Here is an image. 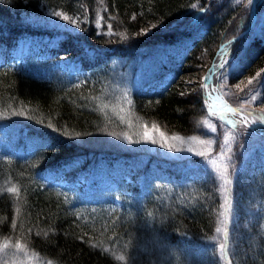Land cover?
<instances>
[{"label": "trees", "instance_id": "1", "mask_svg": "<svg viewBox=\"0 0 264 264\" xmlns=\"http://www.w3.org/2000/svg\"><path fill=\"white\" fill-rule=\"evenodd\" d=\"M242 4L235 0H0V17L6 22L0 23V45L4 44L8 53L18 36L37 33L35 29L21 28L18 23L21 13L36 12L41 8L79 16L86 21L82 23L85 38L80 34V39L99 47L116 46L112 51H97L90 56L83 53L81 61L93 69L101 66L103 59L122 55L137 59L145 54L146 50L140 49L141 39L134 34L146 25H163L152 34V41L162 45L169 38L191 37L190 45L177 59H164L166 46H160L162 60L159 69L154 70L147 81L158 82L169 69L172 77L166 85L154 90H150V86L145 89L140 86L130 93L134 120L155 123L170 133L189 135L201 132V122L210 117L207 114L210 110L204 89L198 84L191 90L183 76L192 72L195 64L202 63L205 54L204 72L213 59H218L214 53L223 38L246 28L248 5L244 4L243 8ZM205 6L212 7L211 11L200 27L193 30V13ZM96 18L101 25L96 23ZM109 25L113 33L106 36L104 28ZM257 25L260 27L258 34L251 35L252 31L248 30L239 46L233 45L229 62L233 58L238 61V66L229 70L225 78L227 64L221 68L220 61L213 75L214 90L241 109L243 105L228 94L222 81L233 82L244 75L254 77L259 81L258 90L264 103V76L258 75L264 72V15L258 18ZM248 35L251 36L242 47ZM80 39L60 35L56 46L50 49L60 55H71L81 50ZM7 56L9 58V54ZM191 91H195L194 94ZM104 96L93 74L85 81L68 85L60 79L38 78L8 65L0 68V125L18 124L24 135L38 140L27 158L0 161V239L22 243L54 264H161L158 245L150 246L154 254L148 256L145 253L143 256L140 250L127 253L124 247L127 245L125 240L142 245L154 239L167 247L163 264H201L192 248L195 242H203L212 236L219 226L224 200L222 184L210 173L196 175L194 171L189 174L188 170L170 163L161 164L165 171H154L151 179L142 177V183H138L139 168L134 169L125 162L130 159L127 154L130 152L102 148L101 144L89 141L95 138V134L124 127V123L104 106V103L110 105L103 101ZM50 124L52 127H48ZM235 130L232 127V131ZM76 133L80 135L76 136ZM120 153L128 157L122 160ZM96 156L117 160L114 168L124 167L130 179L124 181L121 174L116 173L115 180L120 191L128 189L134 201L128 204L122 201L126 195L120 194L122 202L113 210H104L103 204H99L95 215L83 218L71 209L68 203L70 194L65 186L75 182L78 175L85 176ZM76 159L81 162L77 169L65 167ZM242 163L235 173L238 165L230 173L234 178L232 193L235 189L243 191L236 198L240 220L231 224L228 231L225 229L221 238V245H226L223 248L225 262L222 263L264 264V233L257 229L255 217L246 226L242 221L246 210L241 206L247 200L244 180L239 181L244 173ZM62 167L59 180L64 179V187L58 189L39 181L44 173ZM259 176H264L260 167L252 174L253 178ZM10 188L15 191L10 192ZM227 197L234 200L230 194ZM251 202L249 200L247 204ZM123 231L125 240L117 241ZM247 238H251L254 244Z\"/></svg>", "mask_w": 264, "mask_h": 264}, {"label": "rangeland", "instance_id": "2", "mask_svg": "<svg viewBox=\"0 0 264 264\" xmlns=\"http://www.w3.org/2000/svg\"><path fill=\"white\" fill-rule=\"evenodd\" d=\"M237 1H239L240 4L243 3L242 6L244 4L248 5L246 15L247 26L245 29L250 28L252 31L251 35L258 34L260 27L258 25L256 26L255 21L257 17L260 18L264 15V0H235V2ZM253 4L254 6H252ZM244 7L245 6H243V8ZM211 8L212 7L209 6V9L207 11L205 10L201 17H205L206 13L211 11ZM54 12L62 11L41 8L36 12L21 13L19 25L26 29H38L40 31L26 37L17 38L15 48L11 51L10 64L38 78L49 80L60 79L61 81H65L68 85L85 81L86 77L88 78L93 74L99 88L105 93L103 101L109 102L110 104L104 103V106L110 109L121 123H124V127L116 131L110 130L104 131L99 135L95 134V138L89 141L101 144L102 148H115L123 152H130L127 153L130 154V161L128 163L131 164L134 169L148 168L151 172H148L150 174H146V172L144 173L141 171L142 173L140 172L137 175V180L140 183L143 181L142 177L151 179L154 171L163 170L162 167H160V163H172L180 166L182 170L189 171L190 169L192 173L195 171L196 175L210 173L220 181L223 187L222 198H224V200L222 208L225 215L222 216L219 221L218 227L221 228V232L217 233L215 231L214 234L206 238L205 241L195 242L196 244L192 248V250H194V255L197 256L201 264H223L222 262L224 261L225 255L224 250L221 248V238L224 233H226L225 229L228 231L231 224L234 225L240 220V211L237 210L238 202H236V198L239 197V192L243 191V189H235L234 194L232 193L231 181H234V178L231 177L230 173L234 167L238 165L234 169V173L237 171L243 159L242 171H244V173L239 178V181L242 182V180H244L243 183H245L247 188V200L244 201L245 205L241 206L242 209L246 210L242 215V221L244 226H246V223L251 220L252 217H255L258 222L257 229L260 230L259 232L264 233V176H259L258 178L252 177V174H254L259 167L264 170V103L261 102L262 100L258 90L259 81L247 75L229 83H227V79H223L222 84L226 87L228 94L235 99L238 104L243 105L242 113L240 111L241 108L231 105L225 97L217 94L229 104V108L236 110L235 113H225V110L217 108L215 103H213L217 95H212V93L208 92V98L206 97V99L209 103L207 106L210 109V113L207 114L210 117L201 122V132H195L189 135L170 133L163 130L155 123L156 128L154 129L152 123L144 124L143 122H139V120H134L135 118L130 104V93L140 86L143 89L150 86V90L158 89L161 86L160 82L155 84L154 80L151 82L147 80H149L154 70L159 69L162 60L160 59L161 55L159 53L162 44L153 42L152 34L162 29L163 25H146L141 27L134 34L141 39L140 49L146 50L145 54L142 53L137 59L134 56L129 59L125 55L109 60L103 59V64L93 69V67H89L88 64L81 62L79 56L83 53H88L89 56L91 54L93 55L95 54L94 48L100 47L94 46L88 42V40L79 38L80 34H82L83 37L85 34L83 24L77 29L70 23L73 19L77 20L78 23L81 22L82 19L79 16L62 12L64 15L69 16V21H64L60 17L52 15ZM95 21L101 25L99 18H96ZM104 30H106V36H110L109 33H113L108 27L104 28ZM244 31L245 30H241L226 35L222 43L215 50L214 54L218 56V59L213 65H216L218 62L220 63V61H222L221 64H227L224 69V73H226L224 75L225 78H227L229 70L233 69L234 66L237 67L239 64H237L238 61H233V58H231L229 62V57L231 50L234 49L233 45L235 44L236 47H238L241 43ZM62 34L75 38L77 41L80 39L81 50L71 55H60L57 52H53L50 47L56 46L59 36ZM251 35L245 38L242 47L245 46L247 39ZM169 39L162 45V48L164 46L167 48L164 59H177L178 55L189 45L188 40ZM168 42L172 44L167 45ZM110 43L111 42L104 45ZM223 43L224 45L222 47ZM228 48H230L229 51ZM204 56L202 58V63L198 65L195 64L192 72L188 74L185 73L183 76L187 87L190 86L189 88L191 90L198 87V84L204 89L205 86L203 87V83H206V88L209 90L211 88L213 72L212 68L210 69L209 66L202 72L204 69L203 67L206 65ZM228 64L230 65L228 66ZM209 65H211V63ZM241 65L242 64L239 66ZM171 75L169 69H166V73L162 79L165 80ZM206 76H210V78L205 82L204 77ZM249 81H253V83L249 84ZM187 91H189V89H187ZM194 92L195 91H191V94H194ZM252 96H256L257 100L252 101ZM245 99H247V103L244 102ZM213 113H215V115H213ZM242 115L247 117V122L242 121ZM222 117H226L230 119V121ZM18 126V124L14 123L0 125V161L23 160L31 154L35 145L38 143V140L34 137L24 135ZM213 127L216 128L215 132L212 131ZM232 127L236 130L232 131ZM260 127L263 129H258ZM145 131H147L157 143L153 144L151 141H145ZM161 132L164 133L163 137L160 135ZM225 136L228 137L227 144H224ZM249 136L252 137L251 140H249ZM176 137H179V139ZM192 137H195V139H190ZM129 139L140 142L129 143ZM221 145H224V147L222 148ZM150 153H153V155ZM201 153L203 155H201ZM221 153H223V155H221ZM124 154L125 153H120L119 155L124 158L128 157ZM238 162L239 164H237ZM116 163H118L117 160L110 161L107 158L94 160L87 172V176L80 177L75 184L77 185L76 187L73 186V184L67 185L74 191L70 204L72 208L78 212L79 216L86 218L88 214L94 213L95 210L93 206L97 203L109 202L106 206L107 209L113 208L114 205H120L121 201H119V196L117 195V190L120 185L113 181V177H115V173L117 172L121 174L120 177L126 181L128 180V173L125 171L124 167L114 168V164ZM78 164L79 163L76 161L67 165L66 168H76ZM225 167H227L228 171L222 177L221 172ZM62 172L63 169H60L45 174L39 181L42 184L43 182L46 184L52 182V186H61L63 183H59L57 177L60 176ZM250 177L253 179L248 182ZM92 180H97L98 184L96 185ZM225 180L229 182L225 184ZM91 182L92 185L89 186ZM249 183L252 184L249 185ZM79 184H82V186H79ZM88 187L90 190L87 189ZM86 189L89 191L83 192V190ZM123 190H125L124 193L127 191L126 188ZM229 194L234 196V200L230 201L232 208L231 213L226 212L228 205H225V196ZM109 195L110 197H108ZM111 199L113 202H110ZM249 200L252 202L247 204ZM124 201L130 204L134 201V196L127 195ZM241 203V205H243V202ZM125 237V232L123 231L116 239L117 241L125 240ZM153 240L154 239L151 241L149 240L150 242L145 241L142 245H135L133 242L130 243L125 240L127 245L124 247H126L127 253H129L130 250H140L143 256L145 254L148 256L149 253L154 254L150 246L153 244L158 245L160 247V259L162 260L160 262L163 264L162 262L166 261V254L168 253L167 247L165 244H158ZM247 240L249 243H252L251 238H247ZM16 244L17 242L0 239V264H54L52 261L44 259L32 252L22 243H19L21 247L17 249ZM116 247L117 246H115L114 249ZM253 249L255 251L256 248L253 247ZM117 254L122 256L121 253ZM153 264L156 263L154 262Z\"/></svg>", "mask_w": 264, "mask_h": 264}, {"label": "snow or ice", "instance_id": "3", "mask_svg": "<svg viewBox=\"0 0 264 264\" xmlns=\"http://www.w3.org/2000/svg\"><path fill=\"white\" fill-rule=\"evenodd\" d=\"M201 11H204V9H201ZM52 15L57 16V17H60L64 21H69V16L64 15L62 12H54V13H52ZM85 22L86 21H81V22L78 23L77 20H75V19H73V20L70 21V23L72 25H74L77 29H79L80 26H81V24L82 23H85ZM109 29H111V25H109ZM220 67L222 68L223 67V64H221ZM213 68H216V65L215 64L213 65ZM258 75L264 76V73H261V74H258ZM209 78H210V76L204 77V81L206 82ZM252 83H253V81H249V84H252ZM205 87H206V83H205ZM251 99H252V101H256L257 100V97L256 96H252ZM244 102L247 103V99H245ZM227 111L228 112L235 113L236 110L235 109H232V108H228ZM240 111L242 113L243 112V109H241ZM213 115H215V113H213ZM241 119H242V121L247 122V117L246 116L242 115L241 116ZM48 127H52V125L50 124V125H48ZM153 128L154 129L156 128V125L155 124H153ZM212 131L215 132L216 131V128L213 127L212 128ZM79 135H80V133H76V136H79ZM160 135L163 137L164 136V133L161 132ZM176 138L179 139V137H176ZM190 139H195V137H192ZM144 140L145 141H151V143H153V144L157 143V141L155 139H152V137L150 136V134L147 131H145V133H144ZM227 140H228V137L225 136L224 137V144H227ZM128 142L129 143H133V142H140V141H133V140L129 139ZM221 147L223 148L224 145H221ZM201 155H203V154L201 153ZM221 155H223V153H221ZM227 171H228V169H227V167H225L224 170L221 172V176L223 177L227 173ZM228 182H229L228 180H225V184H227ZM9 191L10 192L11 191H15V189L10 188ZM225 205H228V207L226 208V212L231 213L232 212V208H231V205H230V200H229V198L227 196H225ZM222 207H223V205H222ZM220 215L221 216H224L225 213L222 212V213H220ZM216 232L217 233H220L221 232V228L220 227H217L216 228ZM20 247H21V245L19 244V242H17L16 248L17 249H20ZM225 247H226V245H221V248L222 249L225 248ZM121 259H124V257H121Z\"/></svg>", "mask_w": 264, "mask_h": 264}]
</instances>
